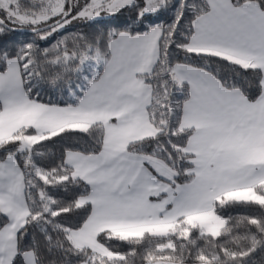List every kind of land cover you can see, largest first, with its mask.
Returning a JSON list of instances; mask_svg holds the SVG:
<instances>
[{"label":"snow or ice","instance_id":"1","mask_svg":"<svg viewBox=\"0 0 264 264\" xmlns=\"http://www.w3.org/2000/svg\"><path fill=\"white\" fill-rule=\"evenodd\" d=\"M0 264H264V0H0Z\"/></svg>","mask_w":264,"mask_h":264}]
</instances>
